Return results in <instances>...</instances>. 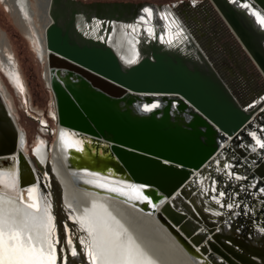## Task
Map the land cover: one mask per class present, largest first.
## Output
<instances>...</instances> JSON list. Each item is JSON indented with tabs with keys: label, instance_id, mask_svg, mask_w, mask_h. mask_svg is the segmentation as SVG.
Wrapping results in <instances>:
<instances>
[{
	"label": "bare ground",
	"instance_id": "1",
	"mask_svg": "<svg viewBox=\"0 0 264 264\" xmlns=\"http://www.w3.org/2000/svg\"><path fill=\"white\" fill-rule=\"evenodd\" d=\"M2 1L31 40L35 53L42 57L44 79L51 91L50 116L57 126L52 149L41 136L29 148L28 131L20 123L12 93L0 74V114L5 117L0 125L18 140L17 149L0 155V227L5 231L11 227L22 230L26 243L31 232L32 242L37 246L42 243L45 251L50 250L51 242L58 256L68 257L67 264H91L86 245L92 243L93 250L98 251V242L109 249L131 248L152 264H264V192L260 191L264 189V149L257 143L264 142V107L259 108L264 104V93L241 104L189 23L169 4L144 2L95 11L79 6L75 32L71 33L75 41L108 45L125 69L147 57L154 60L151 47L155 45L179 52L204 74L215 77L217 72L231 100L249 115L250 120L236 133L216 140L215 153L199 170L166 171L159 163L150 167L120 156L112 148L99 147L94 137L80 136L60 125L55 84L60 82L75 97L77 92L72 87L77 74L52 64L46 33L57 21L52 14L54 0H38L40 5L35 2L32 10L30 0ZM190 1L198 6L202 0ZM210 2L251 57L215 3ZM228 2L264 45V25L252 12L264 13L252 6L250 0ZM245 3L251 7L243 8ZM37 5L43 10L42 15L37 14L43 17L40 28L36 27ZM253 62L264 78L260 66ZM0 68L22 95L29 114L47 124L42 113H35L19 62L5 36L0 46ZM82 79L89 78L83 75ZM96 88L89 84L76 87L86 95L97 94L92 93ZM150 95H156L154 101L143 98L129 107L120 105L119 109L136 119L150 118L157 111V120L193 134L189 123L194 115L190 109L181 111L178 103L173 102L167 113L160 94ZM260 112L263 116L259 121ZM109 138H102L107 146L113 143ZM201 139L207 143L209 137L204 133ZM23 152L27 153L29 163ZM235 159L242 162L237 167ZM40 166L45 168L44 173L38 172ZM31 189L35 191L30 197ZM30 199L36 208L29 207ZM61 229L68 235L65 242L57 240ZM73 249L76 256L71 255Z\"/></svg>",
	"mask_w": 264,
	"mask_h": 264
},
{
	"label": "water",
	"instance_id": "2",
	"mask_svg": "<svg viewBox=\"0 0 264 264\" xmlns=\"http://www.w3.org/2000/svg\"><path fill=\"white\" fill-rule=\"evenodd\" d=\"M212 1L246 47L250 58L264 72V45L259 35L228 0ZM250 3L264 13V0H250ZM136 5L118 1L54 0L52 14L57 21L48 27L46 33L52 64L77 74L72 87L77 92L75 97L60 82L55 84L59 123L80 136L94 137L101 148H112L120 156L150 167L159 163L166 171L175 168L189 172L199 170L215 153L217 139L236 133L250 120L249 115L231 100L219 74L207 76L196 64L190 65L179 52L156 45L151 47L154 60L147 57L125 69L108 45L95 41L79 43L71 37L75 32L74 21L79 6L95 11ZM80 73L89 79H82ZM78 84L95 85L98 88L90 92L97 94L80 93L76 89ZM150 94H160L167 113L173 102L178 103L181 111L190 109L194 115L189 123L193 134L180 126L157 120L154 114L157 111L150 118L136 119L119 109L120 105L129 107L143 98L147 102L154 101L156 95ZM4 120V115L0 114V122ZM202 128H206L205 131ZM204 133L209 137L207 143L201 139ZM108 135L113 142L111 146L102 142V138ZM17 148L15 135L0 125V155L12 153ZM111 150L107 151L111 153Z\"/></svg>",
	"mask_w": 264,
	"mask_h": 264
},
{
	"label": "rangeland",
	"instance_id": "3",
	"mask_svg": "<svg viewBox=\"0 0 264 264\" xmlns=\"http://www.w3.org/2000/svg\"><path fill=\"white\" fill-rule=\"evenodd\" d=\"M82 1L85 3L118 1L132 2L136 4L149 2L157 5L169 4L175 7L182 14L187 23H189L193 33L203 44L208 56L217 67V70L223 76L227 84H229L241 104H245L249 100L255 99L264 93V78L262 74L258 71L253 60L243 49L236 37L231 33L230 28L223 20L222 16L215 10L210 0H202L198 6H193L190 0ZM35 2L39 3L38 0L29 1L30 10L35 8ZM38 5H40V3ZM38 5L37 7L39 8L40 6ZM38 8L35 15H42V7H40L41 9ZM39 15H37L38 17L36 16L38 23L36 25L37 28H40L43 23V17L40 16L39 18ZM41 19L42 22H40ZM3 36L7 37L11 44V50L19 62L22 75L29 90V99L32 100L34 107H36L37 112L35 111V113H42L44 118L48 121V123L44 125V123L37 117L29 114L27 109L24 107L22 95L15 90L9 78L0 68L2 79L5 81V84L12 93L15 107L18 109L20 123L28 131L29 148H31L35 139L38 136H41L42 138L48 140V145L52 149L56 140L55 130L57 125L54 118L50 116L51 91L48 88L46 79H44V65L42 63V57L40 58L35 53L31 40L23 32L11 10L7 7L4 1L0 0V46ZM263 106L264 104L259 108L262 109ZM261 109H259L258 112ZM258 114H260L258 119L260 121L263 114L261 112ZM43 125L45 128L44 132L41 130ZM29 151L31 153L30 149ZM23 158L26 161L29 160L26 152H23ZM235 163L239 164L240 160H237ZM37 170L39 173L45 172V168H43V166H40ZM61 227L63 228L62 223ZM57 237L58 241L65 242L68 235L61 229V234L57 235ZM70 260H68V262Z\"/></svg>",
	"mask_w": 264,
	"mask_h": 264
},
{
	"label": "snow or ice",
	"instance_id": "4",
	"mask_svg": "<svg viewBox=\"0 0 264 264\" xmlns=\"http://www.w3.org/2000/svg\"><path fill=\"white\" fill-rule=\"evenodd\" d=\"M243 8H250L247 3L241 5ZM149 11V9H145ZM257 20L264 25V15L253 10ZM254 135V134H253ZM260 148L264 149V142L257 141ZM239 179V177H237ZM35 189L29 191V196ZM260 191L264 192V189ZM223 195V193H220ZM147 199V197H145ZM232 205H229L231 207ZM29 207L36 208L37 205L31 199L29 200ZM49 222L52 221L51 215L48 216ZM54 227V225H53ZM50 235V233H49ZM94 235V234H93ZM33 237L31 232L27 234V243L25 242V233L15 227L9 228L5 231L0 227V264H67L68 257L65 255L58 256L55 252L51 242H49V251H45L43 244L37 246L32 242ZM83 243V241H81ZM98 251L93 250L92 243L86 245L87 255L91 264H152V262L138 253L134 252L131 248H123L120 250L109 249L103 243L98 242ZM78 253L75 249L72 250L71 255L76 256Z\"/></svg>",
	"mask_w": 264,
	"mask_h": 264
},
{
	"label": "flooded vegetation",
	"instance_id": "5",
	"mask_svg": "<svg viewBox=\"0 0 264 264\" xmlns=\"http://www.w3.org/2000/svg\"><path fill=\"white\" fill-rule=\"evenodd\" d=\"M237 160H239V159H235L234 163L237 162ZM241 163H242V162L240 161L239 164H241ZM236 164H237V163H235V167H237V166L239 165V164H237V165H236Z\"/></svg>",
	"mask_w": 264,
	"mask_h": 264
},
{
	"label": "built area",
	"instance_id": "6",
	"mask_svg": "<svg viewBox=\"0 0 264 264\" xmlns=\"http://www.w3.org/2000/svg\"><path fill=\"white\" fill-rule=\"evenodd\" d=\"M264 107V106H263Z\"/></svg>",
	"mask_w": 264,
	"mask_h": 264
}]
</instances>
